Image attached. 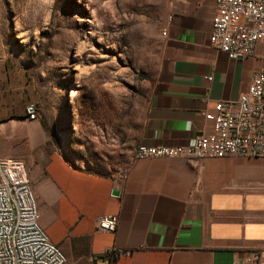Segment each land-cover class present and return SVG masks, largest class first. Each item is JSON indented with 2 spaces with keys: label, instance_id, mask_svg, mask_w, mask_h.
Masks as SVG:
<instances>
[{
  "label": "crops",
  "instance_id": "obj_1",
  "mask_svg": "<svg viewBox=\"0 0 264 264\" xmlns=\"http://www.w3.org/2000/svg\"><path fill=\"white\" fill-rule=\"evenodd\" d=\"M215 14L216 0H168L161 65L127 135L123 173L76 166L57 97L0 51V157L27 172L38 222L64 264H245L253 251L264 259V158L134 160L140 144L191 145L211 128L203 112L236 100L263 66L262 42L241 59L210 46ZM102 215L117 216L114 233L95 232Z\"/></svg>",
  "mask_w": 264,
  "mask_h": 264
},
{
  "label": "rangeland",
  "instance_id": "obj_2",
  "mask_svg": "<svg viewBox=\"0 0 264 264\" xmlns=\"http://www.w3.org/2000/svg\"><path fill=\"white\" fill-rule=\"evenodd\" d=\"M167 3L0 0V51L57 97L76 166L108 175L126 170L124 144L162 61Z\"/></svg>",
  "mask_w": 264,
  "mask_h": 264
},
{
  "label": "built area",
  "instance_id": "obj_3",
  "mask_svg": "<svg viewBox=\"0 0 264 264\" xmlns=\"http://www.w3.org/2000/svg\"><path fill=\"white\" fill-rule=\"evenodd\" d=\"M162 34H165L164 30ZM264 43V0H216L209 44L230 59L251 58L257 43ZM36 117V112L28 118ZM209 131H200L189 146L140 144L134 160L227 157L264 158V64L253 73L247 90L234 101H221L203 112ZM116 215L95 219V232L114 233ZM101 254L119 252L106 248ZM245 264H264L259 252L242 258ZM65 255L38 222L36 200L27 172L0 157V264H64ZM233 264H238L234 261Z\"/></svg>",
  "mask_w": 264,
  "mask_h": 264
},
{
  "label": "water",
  "instance_id": "obj_4",
  "mask_svg": "<svg viewBox=\"0 0 264 264\" xmlns=\"http://www.w3.org/2000/svg\"><path fill=\"white\" fill-rule=\"evenodd\" d=\"M65 102L68 103V97L65 98ZM68 109H69V107H68ZM69 111H70V110H69ZM111 195H112V196H118V195H119V191L113 189V190H111Z\"/></svg>",
  "mask_w": 264,
  "mask_h": 264
},
{
  "label": "bare ground",
  "instance_id": "obj_5",
  "mask_svg": "<svg viewBox=\"0 0 264 264\" xmlns=\"http://www.w3.org/2000/svg\"><path fill=\"white\" fill-rule=\"evenodd\" d=\"M139 147V146H138ZM138 147L135 149V152H134V158L137 157V154H138Z\"/></svg>",
  "mask_w": 264,
  "mask_h": 264
}]
</instances>
